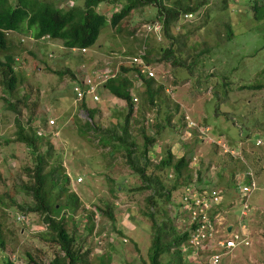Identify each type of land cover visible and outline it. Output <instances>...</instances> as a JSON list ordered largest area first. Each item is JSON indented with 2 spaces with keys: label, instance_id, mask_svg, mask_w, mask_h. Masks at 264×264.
Wrapping results in <instances>:
<instances>
[{
  "label": "rangeland",
  "instance_id": "obj_1",
  "mask_svg": "<svg viewBox=\"0 0 264 264\" xmlns=\"http://www.w3.org/2000/svg\"><path fill=\"white\" fill-rule=\"evenodd\" d=\"M8 1L14 4L16 0ZM45 1L62 8L83 3ZM123 1H101L95 9L109 17ZM253 1L203 0L194 11L179 14L167 31L159 29L151 35L145 25L153 21L156 5H137L117 25L101 27L93 44L83 50L69 49L58 38H35L30 28L6 31L19 81L12 91L0 83V264H34L33 260L48 264L54 255L62 254L58 243L51 240L42 214L28 209L34 200L26 185L33 180L35 160L27 145L15 139L16 122L26 132H41L36 151L48 150L44 170L56 166L60 175L63 171L68 176V182L60 179L56 186L46 180L48 199L65 200V193L56 197L59 185L79 198L75 208L62 205L56 215H63L73 248L89 264H147L153 227L143 210L146 196L157 195L159 188L155 184L142 187L140 174L129 166L122 145L109 153L116 140L105 144L99 140L120 132L126 105L103 86L97 89V100L86 95L85 105H81L73 89L75 81H81L88 71L107 68L117 72L120 63L130 66L129 58L142 51L144 43L153 57V84L160 87L150 103L138 73L132 69L124 72L131 80L133 105L127 127L134 141V161L169 187L172 168L159 167V157L167 148L173 158L183 152L191 154L188 177L170 191L168 201L160 197L156 216L162 218L165 211L172 225L182 231L186 229L178 203L182 188L188 183L204 189L219 187L223 193L220 221L235 225L238 217L250 240L230 254H222L221 262L264 264V15L253 16ZM226 23L231 28L228 37ZM166 46L172 54L161 56ZM83 106L98 109L92 120L104 131L86 126L89 117ZM144 135L152 138L144 155L147 158L141 155L147 144ZM246 168L255 177L256 188L249 197L252 207L248 214L238 216L232 181ZM106 203L113 222L102 213ZM20 214L22 219L17 217ZM180 255L179 264H201L204 258L181 249ZM175 258L170 249L160 255V264H175Z\"/></svg>",
  "mask_w": 264,
  "mask_h": 264
},
{
  "label": "trees",
  "instance_id": "obj_2",
  "mask_svg": "<svg viewBox=\"0 0 264 264\" xmlns=\"http://www.w3.org/2000/svg\"><path fill=\"white\" fill-rule=\"evenodd\" d=\"M101 1L115 2L118 0H83L82 6L71 4L67 6V8H62L52 1L45 0H16L14 4H11L8 0H0V54L3 58L0 60V83L4 88L8 91H12L19 81V75H17L13 68V56L9 51L10 40L6 33L8 30L23 31L24 28H30L31 36L35 38L41 35H47L50 38L60 39L62 45L69 49L72 47L85 49V47L93 44L101 27L107 23L110 25H117L119 20L123 18L130 9L137 5L153 2L156 5V12L152 16L160 22V30L164 32L167 31L170 24H173L177 20L179 14L190 13L194 11L199 4L203 3V0H124L121 2L119 8L112 11L110 16L107 17L105 14L95 9L97 4ZM250 7L255 18H262L264 15V0L261 3L254 0L253 3L250 4ZM152 16H150V19H152ZM148 23H152V20L148 21ZM147 32H149L150 35L152 33L151 30ZM226 33L227 37L231 33L229 23H226ZM168 36H171L170 33H168ZM140 47L143 51V58L147 62H150L153 57L149 55L151 52L149 45L144 43ZM166 54H172L169 46L163 48L161 56H166ZM128 69L135 70L140 76L144 86L143 92L150 103L153 102V95L160 87V85L154 86L152 76L140 74L136 65L130 63V66H127L120 63L119 71H115L112 76L107 78L103 83V87L106 88L111 95L124 101L126 105L124 123L120 132L115 131L111 133L109 138L99 137L100 144H105L109 142L110 139V142L116 140V143L110 144L109 153H112L117 145H122L129 166L140 174L143 182L142 187H149L150 184H155L159 188L157 195L150 193L146 196V205L143 210V214L151 220V226L153 227L147 252V264H160V255L164 252H168L170 249L176 256L174 259L175 264H179L182 260L179 246L186 239L187 230H177L174 225H172L171 217L167 215L165 211H163L162 218H158L156 213H158V203L161 201L160 197H162V200L168 201L170 191L188 177L186 171L191 154H185L183 152L178 157L173 158L172 152L167 148L164 156L159 157V167L169 166L172 168L173 177L169 187L162 184L157 175H149L146 173L143 164L142 166L136 164L134 161L136 155L133 154L134 141L130 138L127 127V121L132 112L133 105L130 93L131 80L124 75V72ZM56 71L58 72V70ZM70 75L73 76L72 71H70ZM75 82H78V80ZM5 102L9 106H13L9 100L5 99ZM81 105H85L84 99H81ZM85 108L87 110V116L89 117V119L85 121L86 126H91L93 129L102 131L103 129L92 120L93 114L98 111V109L96 107ZM16 123L18 126L15 130V139L23 141L27 145L34 155L35 160L32 165L31 173L33 180L31 184L26 185V188L29 190L34 200L33 204L29 206L28 209L38 210L40 214H42L43 220L51 231V240L58 243L62 253L54 255L48 264H89L88 259L80 255L73 248V237L64 226L63 215L60 214L56 216L62 205L71 209L78 205L79 198L77 194L74 191L65 192L67 191L66 186L59 185L56 197L59 198L65 193V200L62 201V203L51 201L47 196V188L45 186L47 184V179L50 184L56 186L60 179L64 182H68V176L63 171H61L60 175V171L56 170V166L44 170L49 153L48 150L44 152L36 151V141L40 139V136L35 134L32 129L31 133L26 132L18 122ZM144 139L147 144L145 143L146 145H144L141 150L142 156L147 153L150 146H148V144L152 141V138L147 135H144ZM48 145L50 146V143H48ZM144 157L147 158V156ZM102 213H104L111 222L114 221V216L107 203L102 209ZM167 234L169 235L168 238L164 239ZM2 244L3 237L0 230V245ZM32 262L34 264H39L34 260Z\"/></svg>",
  "mask_w": 264,
  "mask_h": 264
},
{
  "label": "built area",
  "instance_id": "obj_3",
  "mask_svg": "<svg viewBox=\"0 0 264 264\" xmlns=\"http://www.w3.org/2000/svg\"><path fill=\"white\" fill-rule=\"evenodd\" d=\"M186 14V13H184ZM146 28L153 33H157L161 27L158 20L147 23ZM157 26L156 29L154 27ZM83 50L84 48H80ZM143 51L136 55H131L129 62L136 65L138 72L144 76H152L153 69L150 62L143 56ZM92 70L87 72L81 81L75 82L73 89L78 99H85V96L92 100L98 99L97 87L109 76L114 74L107 68L104 71ZM97 73V74H96ZM133 99H135L133 97ZM49 124L53 123V118H48ZM37 133L41 132L37 130ZM194 158V157H193ZM170 175V174H169ZM79 179V178H77ZM233 201H239L238 216L247 215L252 205L249 197L256 188V180L251 171L247 168L237 174L233 180ZM223 193L221 188H197L191 183L186 184L180 192L178 203L186 217V239L180 244L179 249L183 253L193 254V256H203L201 264H224L221 262L222 254H230L237 246H245L250 243L249 232L244 223L236 219L233 223L222 222L219 217V207L222 202ZM23 218V215H17ZM240 220L242 218H239ZM229 225V229L227 226ZM98 241V240H97ZM180 251V250H179ZM189 262V261H188ZM186 262L185 264H187Z\"/></svg>",
  "mask_w": 264,
  "mask_h": 264
},
{
  "label": "clouds",
  "instance_id": "obj_4",
  "mask_svg": "<svg viewBox=\"0 0 264 264\" xmlns=\"http://www.w3.org/2000/svg\"><path fill=\"white\" fill-rule=\"evenodd\" d=\"M155 20H157V19H154L153 21H155ZM47 37V38H49L47 35H41V37ZM80 49V48H79ZM81 50V49H80ZM114 73H115V71H114ZM112 76V75H111ZM110 77V76H109ZM108 77V78H109ZM151 77V76H150ZM103 83H104V81L97 87V89L99 88V87H102L103 86ZM97 92H98V90H97ZM120 99V98H119ZM37 133V132H36ZM38 134V133H37ZM41 134V133H40ZM22 219V218H21ZM7 264H13L12 262H10V261H7L6 262Z\"/></svg>",
  "mask_w": 264,
  "mask_h": 264
},
{
  "label": "water",
  "instance_id": "obj_5",
  "mask_svg": "<svg viewBox=\"0 0 264 264\" xmlns=\"http://www.w3.org/2000/svg\"><path fill=\"white\" fill-rule=\"evenodd\" d=\"M227 229H229V225L227 226Z\"/></svg>",
  "mask_w": 264,
  "mask_h": 264
}]
</instances>
